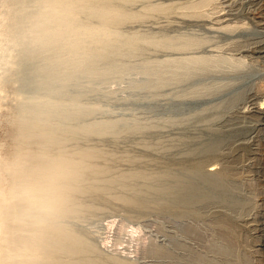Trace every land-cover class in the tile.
Segmentation results:
<instances>
[{"label": "rangeland", "instance_id": "rangeland-1", "mask_svg": "<svg viewBox=\"0 0 264 264\" xmlns=\"http://www.w3.org/2000/svg\"><path fill=\"white\" fill-rule=\"evenodd\" d=\"M12 3L0 0V162L15 150L20 103L39 94L2 53ZM97 7L109 23L85 12L78 20L114 36L115 62L66 69L54 85L78 112L69 126L109 124L66 132L63 150L99 152L87 161L109 172L96 177L104 191L77 194L81 214L62 221L102 264H264V0Z\"/></svg>", "mask_w": 264, "mask_h": 264}, {"label": "bare ground", "instance_id": "bare-ground-1", "mask_svg": "<svg viewBox=\"0 0 264 264\" xmlns=\"http://www.w3.org/2000/svg\"><path fill=\"white\" fill-rule=\"evenodd\" d=\"M9 1H13L14 8L10 14V21L7 22L6 47L4 45L6 50L3 48L2 53L12 58L15 70L24 69L27 72L29 83L37 85L35 89H38L39 94L29 101H22L16 111L17 116L14 119L16 146L9 160L0 162V173H2L0 182L7 185L11 182L12 177L9 175L7 167L13 162L19 164V171L22 174L41 169L51 160H70L75 166L74 182L61 212L41 224L38 229L9 223L7 228L10 242L18 243L28 239L30 243H34L40 249V264H102L94 258L93 251L95 249L91 248L93 244L90 246L82 234L70 228V224L68 226L67 222V225L64 223L66 220L76 218L82 212L80 208L84 202L77 198V194L81 192L79 195L81 196L82 193L93 194L104 191L103 188L98 187L96 177L98 173L109 172V168L98 167L92 164L93 162L87 161V157L95 154L97 156L99 153L94 150L92 152L91 149L89 153L87 151L85 153V150L81 151L85 156L83 155L84 157L80 159L75 158L80 156L79 153L75 156V153L72 152L70 157L71 152L67 153L65 146L67 137L64 138V136L66 132L68 135L69 131L73 133L84 130L87 132L101 131L109 124L87 125L81 129L69 126L67 121L69 122V119H72L78 112H75V107L67 108L66 104L59 100L61 98H59L60 92L56 89V81L59 80L61 73L65 71L68 73L66 69H69L70 74L75 76L77 71L92 73L96 69L99 70L100 64L111 67L115 62V55L119 53L118 42L113 35L107 34L104 28L84 27L79 23L78 15L85 12L89 16L98 17L103 26L111 20L106 14L105 8L97 7L99 0L94 4L96 7H93V3L91 6L87 0ZM9 1L5 0V2ZM104 3L106 4V2ZM107 5L110 7L112 4ZM81 23L83 22L81 21ZM85 25L88 26V24ZM207 28L211 27L207 26ZM261 50L259 49V52ZM33 60L35 63H30ZM8 62L10 63V61ZM5 63L7 62L5 61ZM107 69L105 68V70ZM18 73L21 72L18 71ZM55 83L56 85H54ZM256 112L264 124V106L258 108ZM62 143H65L64 150ZM94 162L97 163L96 160ZM82 185L83 187H81ZM78 200L80 204L82 203L81 205ZM130 202L137 205L139 203L136 198L130 199ZM85 206L91 208L88 205ZM63 219L66 220L62 221ZM29 231L38 232L35 240L21 235V233ZM90 252L93 257L90 256Z\"/></svg>", "mask_w": 264, "mask_h": 264}, {"label": "clouds", "instance_id": "clouds-1", "mask_svg": "<svg viewBox=\"0 0 264 264\" xmlns=\"http://www.w3.org/2000/svg\"><path fill=\"white\" fill-rule=\"evenodd\" d=\"M18 163L7 167L11 182L0 183V264H40V249L28 239L10 242L9 223L32 229L57 216L71 191L75 172L70 160H51L46 166L22 174ZM2 175V173H0ZM21 235L35 240L37 231Z\"/></svg>", "mask_w": 264, "mask_h": 264}]
</instances>
